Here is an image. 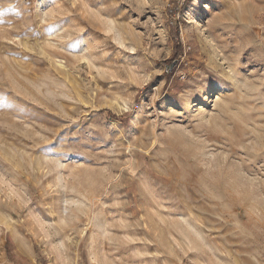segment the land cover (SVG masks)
Returning <instances> with one entry per match:
<instances>
[{
    "label": "rangeland",
    "instance_id": "374dc122",
    "mask_svg": "<svg viewBox=\"0 0 264 264\" xmlns=\"http://www.w3.org/2000/svg\"><path fill=\"white\" fill-rule=\"evenodd\" d=\"M0 264H264V0H0Z\"/></svg>",
    "mask_w": 264,
    "mask_h": 264
},
{
    "label": "bare ground",
    "instance_id": "6f19581e",
    "mask_svg": "<svg viewBox=\"0 0 264 264\" xmlns=\"http://www.w3.org/2000/svg\"><path fill=\"white\" fill-rule=\"evenodd\" d=\"M235 61H236V60H235ZM211 62H212V61H211ZM233 67L235 68L236 66H233ZM207 69H208V68H207ZM213 92H214V90L209 91V92H208V96L211 97V95L213 94ZM206 101L209 102V100H205V101H202V100H201L200 103H203V102H206ZM194 107H198V105H195Z\"/></svg>",
    "mask_w": 264,
    "mask_h": 264
}]
</instances>
